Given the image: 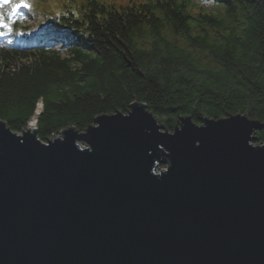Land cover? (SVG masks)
<instances>
[{
    "label": "water",
    "instance_id": "95a60500",
    "mask_svg": "<svg viewBox=\"0 0 264 264\" xmlns=\"http://www.w3.org/2000/svg\"><path fill=\"white\" fill-rule=\"evenodd\" d=\"M41 112L0 120V264H264L260 121L169 132L134 103L44 143Z\"/></svg>",
    "mask_w": 264,
    "mask_h": 264
},
{
    "label": "trees",
    "instance_id": "16d2710c",
    "mask_svg": "<svg viewBox=\"0 0 264 264\" xmlns=\"http://www.w3.org/2000/svg\"><path fill=\"white\" fill-rule=\"evenodd\" d=\"M152 1L103 25L91 13L90 50L68 59L42 49L3 52L0 120L22 133L42 104L36 126L48 143L139 103L169 132L182 118L199 125L246 115L263 125L255 144L264 145V0H227L226 12L198 15L183 1Z\"/></svg>",
    "mask_w": 264,
    "mask_h": 264
},
{
    "label": "snow or ice",
    "instance_id": "6c2138e0",
    "mask_svg": "<svg viewBox=\"0 0 264 264\" xmlns=\"http://www.w3.org/2000/svg\"><path fill=\"white\" fill-rule=\"evenodd\" d=\"M21 7L30 8L31 5L27 3V0H18V2H16V0H0V9H11L10 13L0 11V26L11 30L10 23H5L4 21L10 15H14L16 10Z\"/></svg>",
    "mask_w": 264,
    "mask_h": 264
},
{
    "label": "rangeland",
    "instance_id": "374dc122",
    "mask_svg": "<svg viewBox=\"0 0 264 264\" xmlns=\"http://www.w3.org/2000/svg\"><path fill=\"white\" fill-rule=\"evenodd\" d=\"M40 110H42V104H40V105L37 107V112L40 111ZM34 121H35V118L33 117L32 120L30 121L28 127L30 126L31 123H34L33 125H35V122H34ZM201 124H202V123H201ZM201 124H199V125H201ZM177 126H179V125H177ZM28 127H27V128H28ZM162 168H163V170H165V169H166V166H165V165H162Z\"/></svg>",
    "mask_w": 264,
    "mask_h": 264
},
{
    "label": "bare ground",
    "instance_id": "6f19581e",
    "mask_svg": "<svg viewBox=\"0 0 264 264\" xmlns=\"http://www.w3.org/2000/svg\"><path fill=\"white\" fill-rule=\"evenodd\" d=\"M241 25H244V26H246V24H241ZM216 40H217V39H216ZM33 124H34V123H31V124H30V126L28 127V129H31V128H33V126H34Z\"/></svg>",
    "mask_w": 264,
    "mask_h": 264
}]
</instances>
